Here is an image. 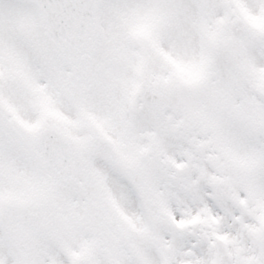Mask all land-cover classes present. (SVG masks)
I'll list each match as a JSON object with an SVG mask.
<instances>
[{
  "label": "snow or ice",
  "instance_id": "1",
  "mask_svg": "<svg viewBox=\"0 0 264 264\" xmlns=\"http://www.w3.org/2000/svg\"><path fill=\"white\" fill-rule=\"evenodd\" d=\"M0 264H264V0H0Z\"/></svg>",
  "mask_w": 264,
  "mask_h": 264
}]
</instances>
